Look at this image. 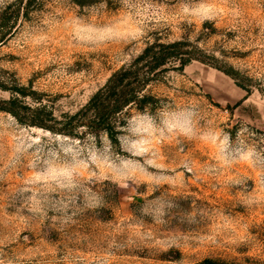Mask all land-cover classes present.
I'll list each match as a JSON object with an SVG mask.
<instances>
[{
  "label": "rangeland",
  "instance_id": "obj_1",
  "mask_svg": "<svg viewBox=\"0 0 264 264\" xmlns=\"http://www.w3.org/2000/svg\"><path fill=\"white\" fill-rule=\"evenodd\" d=\"M27 1L0 0V80L57 118L156 41L250 92L200 61L170 70L119 145L0 110V264H264V0Z\"/></svg>",
  "mask_w": 264,
  "mask_h": 264
},
{
  "label": "trees",
  "instance_id": "obj_2",
  "mask_svg": "<svg viewBox=\"0 0 264 264\" xmlns=\"http://www.w3.org/2000/svg\"><path fill=\"white\" fill-rule=\"evenodd\" d=\"M34 1L28 0L27 4L30 6ZM87 1L89 0H75V3L85 5ZM2 41L0 40V43ZM193 61L214 66L237 83L247 78L232 66H220L216 57L208 58L202 50L188 41L173 43L156 41L129 65L115 72L106 85L74 114H64L62 118H57L48 111L39 98H36V92L28 94L25 88L11 87L1 80L0 89L10 92L11 98L0 102V110L11 114L21 124L42 128L54 134L77 138L80 131L85 130L95 135L105 134L112 144L119 145L131 110L145 111L157 101L149 87L163 73L170 70L182 72ZM239 86L246 88L240 83ZM27 98L39 105L33 107L26 104ZM211 263L207 261L204 264Z\"/></svg>",
  "mask_w": 264,
  "mask_h": 264
}]
</instances>
